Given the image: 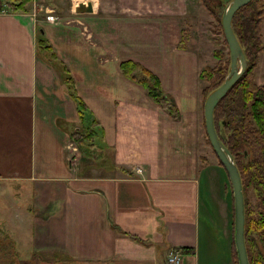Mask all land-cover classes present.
<instances>
[{
  "label": "crops",
  "instance_id": "0c3cea01",
  "mask_svg": "<svg viewBox=\"0 0 264 264\" xmlns=\"http://www.w3.org/2000/svg\"><path fill=\"white\" fill-rule=\"evenodd\" d=\"M139 1V16L100 8L99 17L75 16L89 40L77 25L65 26L68 43L44 34L52 48L62 42L72 48L57 54L66 70L80 71L70 78L85 104L82 119L63 73L38 57L25 14L0 12V181H19L31 193L35 250L76 264H169L171 250L180 253L178 264H232L226 178L220 167H198L204 155L198 154L194 47L189 35L178 47L180 10L146 13ZM124 59L158 76L176 119L120 74ZM86 127L95 131L88 148L68 154L71 131ZM100 147L111 151L106 169L113 175L73 170Z\"/></svg>",
  "mask_w": 264,
  "mask_h": 264
},
{
  "label": "rangeland",
  "instance_id": "374dc122",
  "mask_svg": "<svg viewBox=\"0 0 264 264\" xmlns=\"http://www.w3.org/2000/svg\"><path fill=\"white\" fill-rule=\"evenodd\" d=\"M105 1L106 0H33L31 6H29L26 12L17 13L25 14V19L31 26V32L33 35L34 45L38 57L40 59H43L44 61L46 60V64H48L47 66L50 67V69L51 67L52 69L58 68V70L62 72L61 67L66 65L57 53H59L61 49V52H65L66 50L70 52L72 48L70 46H67L63 42L60 45L52 44V51H54L55 53L54 58H52L49 55L47 48H44L42 45L40 46L38 44L37 40L41 37L45 38V43L47 42V38L44 34H47V32H49L48 34L54 36L56 40L58 39L60 41L68 43L70 41L68 37L70 36V34H68L65 26L77 25L80 27V31H82L81 35L86 41L87 39L89 40L91 36L89 34V30L85 27V24H82V22L76 20L74 18L75 16L82 15L99 17L101 13L100 9H106L107 11H109V14H115L116 16L121 14H129V16H139L141 14L137 10V6L140 2L139 0H127L125 2H123V0H109L108 7L101 8L100 3H103ZM145 1H141L142 7L139 9L144 10L146 13L162 11L163 8H169L172 13H176V11L179 10L181 11L178 13L182 14L178 17V29L179 37L181 38L182 35L183 37L182 40L179 39L178 45L184 44V41L187 39L184 38V36L189 35L191 41L188 45L194 47L191 51L196 54L199 65L196 89L197 97L201 99V105L198 106L199 122L197 125V140L199 145L198 154L199 156H204L203 158H199L198 167L202 166V162H204V166H206L207 162L208 165L211 164L212 166L219 167L218 160L210 147L209 141L205 139L206 135L203 123L202 103L204 102L206 93L204 94L201 91V88L206 84L205 81L199 78V73L203 67L214 65L215 58L212 57V49L219 48V46L226 44L222 42V40H224V37L222 27L218 25L219 21L217 17L220 16L229 0H186L182 4L176 3L178 0H161L163 2V5H158L155 3V6L152 4V2L148 0ZM78 3H82L84 5L90 3V12H76L74 8L78 5ZM144 3L146 4V6ZM259 3L264 4V0H259ZM97 4L99 6H97ZM211 9L215 12L213 13V15L211 13ZM87 13H90L92 15ZM239 16L241 23L243 21V18L245 17V14H243V18L241 17V14ZM190 22L193 23L192 25H190L192 28L191 31H189L188 28H184L185 25ZM45 24H48L52 27ZM54 27L63 28L62 30H57ZM51 28L56 29V32H58V34L54 33ZM185 29H187V31ZM257 29L260 32L262 49L257 54L256 63L251 71L250 78L255 83L260 84L264 82V18H262L259 22ZM193 42L194 44H192ZM227 51L228 50L226 44L224 52ZM69 52L67 53V55L69 54ZM74 73H80V71H75L73 70V68H70L69 70H66V72L64 73V77H73L72 74ZM73 84L74 82L71 85H66L67 92H70L74 88L75 84L74 86ZM95 87L98 88L99 85H95ZM154 104L161 108L156 103ZM74 132L75 131L72 130L70 133L72 137L69 134V138L72 141V144L69 147L68 154H70L71 152L80 153L79 151H83V149H81V147H79L75 143V141H73V139L77 137ZM72 147L75 148L74 151H71ZM90 152V154H87L85 152L88 155V159L84 158V161H86L88 164H82L78 160L79 166H81V168L77 169L76 167L73 170L88 175H96L97 173L113 175L115 173L114 170L108 171V169H106L109 168L108 165L111 161L110 149L100 147L98 148V150ZM99 168H102V170L98 171ZM15 182L16 181H0V264H76V260L74 261L68 259L63 255H59L58 253H52L49 250L44 249L35 250L33 248L34 237L39 236H33L34 225L31 223V211H33L31 206L32 200L30 198L31 193L27 192L26 194V191L23 190L24 188L20 187L19 185L21 182ZM248 194L250 195L249 201L253 202L254 199L253 197H251V193L249 191L247 195ZM222 208L224 210L223 204ZM221 229L223 230V228ZM225 232L226 228H224V233ZM200 234L201 236H204L203 231H201Z\"/></svg>",
  "mask_w": 264,
  "mask_h": 264
},
{
  "label": "trees",
  "instance_id": "16d2710c",
  "mask_svg": "<svg viewBox=\"0 0 264 264\" xmlns=\"http://www.w3.org/2000/svg\"><path fill=\"white\" fill-rule=\"evenodd\" d=\"M32 2L33 0H0V12H26ZM211 11L213 15L215 12L212 9ZM240 14L242 18L245 14L241 23ZM220 16L217 19L221 27ZM262 18H264V4L259 3V0H250L232 15L230 25L242 49L245 69L212 111L215 133L231 154L241 181L244 213L243 241L248 264H264V82L258 84L250 78L257 54L262 49L261 36L257 29ZM37 41L40 46L47 48L49 55L54 58L55 53L52 47L45 43V38L41 37ZM222 42L226 43L224 40ZM225 45L213 48L211 54L215 58L214 65L205 66L200 70L199 78L206 84L201 91L206 93V96L222 83L229 70V56L228 51L224 52ZM178 47L182 48L180 44ZM118 70L125 78L140 85L145 94L164 109L171 118L175 119L178 116L173 100L164 93L158 77L151 70L131 59L121 60L118 63ZM61 71L64 76L66 67L62 66ZM64 82L72 84L70 77L65 76ZM68 95L75 104L79 118L82 119L86 109L84 102L74 89L68 92ZM74 134L77 137L73 141L85 150L95 135V131L91 127H86L75 131ZM70 136L72 137L71 134ZM205 139L208 140L207 137ZM218 165L224 173L228 187L229 235L232 239L231 190L228 178L219 161ZM116 168L129 174L127 170L119 166ZM248 191L254 199L253 202L249 201ZM179 251L185 253L191 250L189 247H181ZM231 260L232 264H237L233 243Z\"/></svg>",
  "mask_w": 264,
  "mask_h": 264
},
{
  "label": "water",
  "instance_id": "95a60500",
  "mask_svg": "<svg viewBox=\"0 0 264 264\" xmlns=\"http://www.w3.org/2000/svg\"><path fill=\"white\" fill-rule=\"evenodd\" d=\"M248 1L249 0H229L221 13L220 23L223 37L227 44L229 70L222 83L207 94L202 107L205 135L213 153L223 167L230 185L232 196V240L237 264H248L243 241L244 213L241 181L231 154L219 141L215 133L212 111L217 102L225 95L245 68L244 55L232 31L230 20L234 12ZM90 8V3H87L86 5L78 3L74 10L76 12H90Z\"/></svg>",
  "mask_w": 264,
  "mask_h": 264
},
{
  "label": "built area",
  "instance_id": "2783aa9c",
  "mask_svg": "<svg viewBox=\"0 0 264 264\" xmlns=\"http://www.w3.org/2000/svg\"><path fill=\"white\" fill-rule=\"evenodd\" d=\"M165 260L169 264H177L180 260V254L177 250H171L166 255Z\"/></svg>",
  "mask_w": 264,
  "mask_h": 264
},
{
  "label": "bare ground",
  "instance_id": "6f19581e",
  "mask_svg": "<svg viewBox=\"0 0 264 264\" xmlns=\"http://www.w3.org/2000/svg\"><path fill=\"white\" fill-rule=\"evenodd\" d=\"M179 254H180V253H179ZM180 259H181V255H180ZM179 262H180V260H179ZM179 262H178V263H179ZM178 263H177V264H178Z\"/></svg>",
  "mask_w": 264,
  "mask_h": 264
}]
</instances>
